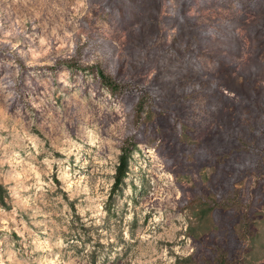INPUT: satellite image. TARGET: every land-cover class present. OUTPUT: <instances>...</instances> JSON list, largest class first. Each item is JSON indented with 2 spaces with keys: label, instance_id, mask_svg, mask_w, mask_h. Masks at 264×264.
Masks as SVG:
<instances>
[{
  "label": "rangeland",
  "instance_id": "rangeland-1",
  "mask_svg": "<svg viewBox=\"0 0 264 264\" xmlns=\"http://www.w3.org/2000/svg\"><path fill=\"white\" fill-rule=\"evenodd\" d=\"M248 230L264 264V0H0V264H242Z\"/></svg>",
  "mask_w": 264,
  "mask_h": 264
},
{
  "label": "trees",
  "instance_id": "trees-1",
  "mask_svg": "<svg viewBox=\"0 0 264 264\" xmlns=\"http://www.w3.org/2000/svg\"><path fill=\"white\" fill-rule=\"evenodd\" d=\"M98 76L101 82L105 86H107L109 91L111 92L121 91L122 87L120 86V84L115 82L111 77L104 75L102 71L98 72ZM144 106H145V97H142L141 100H139L137 103L136 112L142 114V110L144 109ZM127 169H128L127 158L126 156H122L121 164L118 166L117 174L114 177L115 181L113 185V190H119L120 186L123 184L124 179L126 178V174L128 172ZM213 210H214V206H210V205H203V206L200 205L199 207H195L192 209L195 223L194 224L190 223V226L187 229L188 236H190L192 239L199 240L201 237L211 233L212 230L209 223L211 221ZM256 234L257 233L251 234L249 230L245 234L248 236V239L251 242L250 243L251 248L248 251L247 255L245 256V259L243 260L242 264H263L261 261H259V258L256 257L255 254L252 252L254 249L253 244ZM260 248L262 253H264V242L260 245ZM180 262L183 263L188 262L189 264H195L190 257L181 259ZM213 264H229V263L227 262L225 255L216 253L215 258L213 260Z\"/></svg>",
  "mask_w": 264,
  "mask_h": 264
}]
</instances>
